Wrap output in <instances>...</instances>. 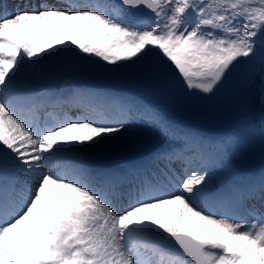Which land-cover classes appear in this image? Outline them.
Segmentation results:
<instances>
[{"label":"snow or ice","instance_id":"obj_1","mask_svg":"<svg viewBox=\"0 0 264 264\" xmlns=\"http://www.w3.org/2000/svg\"><path fill=\"white\" fill-rule=\"evenodd\" d=\"M65 54L115 67L155 54L205 96L258 62L246 83L264 138V0H0V264H264V171L208 183L254 132L211 142L92 90L18 86ZM144 126L173 142L148 163L93 175L79 155Z\"/></svg>","mask_w":264,"mask_h":264},{"label":"rangeland","instance_id":"obj_2","mask_svg":"<svg viewBox=\"0 0 264 264\" xmlns=\"http://www.w3.org/2000/svg\"><path fill=\"white\" fill-rule=\"evenodd\" d=\"M137 62L138 61H136L135 63ZM245 65H246V69L242 71L240 76V81L236 87H234L233 89H225V87L222 86L219 87L213 94L208 96L201 95L198 92L188 94L182 86L174 85V83H172L171 85L166 84V88H161L159 85H156L155 89L153 88L147 89L146 88L147 82L143 80L144 79L143 74H146V76L148 77L150 76V74L159 73L158 67L160 68V66L155 68L153 64L142 66L139 63L135 64L134 66H131L130 63H122L119 67L103 66L102 64H96L93 62L77 61L74 57H70L67 54L45 60L43 63L38 65L34 73L29 74L27 77H25V79L27 81L46 84L49 87L59 86L62 89L65 90L68 89L67 91H71V90L74 91L76 90L77 87V85L75 84L76 83L75 72L79 73L78 75H80L81 77H85L82 79L93 81V80H97L95 79L96 77H94L96 74H103V73L107 74L109 70L111 76H114L116 78L120 77V80H126V78L127 79L129 78L131 79L130 81H132L134 79L135 82L134 85L129 87L125 91L129 93L128 97L132 100H136L137 98H139L140 102L143 101L156 102L159 99L158 98L159 93L162 92L163 97H167V101L172 103V107L178 112V114H177V118L170 120L158 114L159 117L169 126H172L178 129L179 131L181 130L180 131L181 133H186L188 135L192 134L190 132L191 127L190 125H187L185 123L186 120H189L191 116L210 108L213 104L216 103H222V102L233 103L235 104V111L233 117L234 124L231 132L225 136L226 138H228L230 136H234L235 134L239 133L238 130H240V125L242 124L241 121L245 120V118L250 120L251 125L254 126L252 127V129H254L253 132L256 134H260L259 119H258L260 112L259 98L255 91L254 86L249 87L246 83L247 79L250 76L259 72L260 65L258 62L247 63ZM148 66H151L152 69L150 67L149 70ZM98 69L100 70V73H98L97 71ZM73 70L75 72H72ZM139 71H142L143 74H139ZM65 73L68 74V77L63 76ZM138 87H142V88L139 89ZM133 104L137 105V102H134ZM141 108L144 109L146 107L143 105ZM165 131H167V129H165ZM123 134H124V139L121 140L119 144H116V146H113V144L111 143L100 144V145L99 143H93L94 145L90 144V145L82 146L81 149L82 150L86 149L88 151H92L94 149L93 151L97 150L98 152H100V151H105L107 149L110 151L112 148L113 150H111L110 152L107 150L108 152L107 156L110 159H112V157L110 156H112L114 153L119 151L120 148L123 149L126 146H127L126 148H128L130 146V143L132 144L133 142L149 143L150 141H154L155 144L158 143L163 144L164 141L165 143H169L171 141L166 135H164V132H162L161 130L157 134L154 130L150 128L147 129V127L146 128L140 127L138 128V130H136V127H129L126 131H124ZM256 151H260L262 154H264V138H262L261 136H259L253 142H251L248 145V147L245 148L242 146L241 153H237V154L232 153L231 165H233L238 160H242L248 154ZM97 155L100 154L97 153L96 157ZM102 155H106V154L103 153ZM231 165L227 164L226 162L224 166H218L214 169H211L210 179L208 183L209 184L211 182H213L211 184L219 183L218 179L224 177V174L227 172V170L230 168Z\"/></svg>","mask_w":264,"mask_h":264},{"label":"water","instance_id":"obj_3","mask_svg":"<svg viewBox=\"0 0 264 264\" xmlns=\"http://www.w3.org/2000/svg\"><path fill=\"white\" fill-rule=\"evenodd\" d=\"M145 10L143 13H146ZM239 80V70L236 68L232 75L228 78L227 82L225 83L228 87H233ZM233 104H222V105H216L209 110L201 113L199 116H197L194 119V125L204 133L208 135H217L224 131H226L232 124L233 118ZM255 158H261V164L259 165V168H261L264 165V158H262L258 153L254 156L248 158L242 169L256 172L259 169H253L252 166H250V162H252Z\"/></svg>","mask_w":264,"mask_h":264},{"label":"bare ground","instance_id":"obj_4","mask_svg":"<svg viewBox=\"0 0 264 264\" xmlns=\"http://www.w3.org/2000/svg\"><path fill=\"white\" fill-rule=\"evenodd\" d=\"M35 75V74H34ZM68 90V89H67ZM137 100V99H136ZM134 103V102H133ZM143 106V105H142ZM140 128V127H139ZM148 129V128H147ZM140 130V129H139ZM160 131V130H159ZM181 131V130H180ZM124 132H121V133H113L110 137H108V138H106L105 140H103V141H101V142H99V145L100 144H113V146H116V144H119L120 142H121V140H123L124 139V134H123ZM137 133V132H136ZM131 135V134H130ZM136 135V134H135ZM140 137V136H139ZM166 137V136H165ZM137 138V137H136ZM135 138V139H136ZM226 138V137H225ZM139 139V138H138ZM171 142V141H170ZM93 144V143H92ZM94 145V144H93ZM112 146V147H113ZM118 146V145H117ZM126 146V145H125ZM124 146V147H125ZM92 147H94V146H92ZM88 148V147H87ZM97 148V147H96ZM100 148V147H99ZM103 148H104V146H103ZM119 148V147H118ZM86 150V149H85ZM94 150V149H93ZM92 150V151H93ZM108 150V149H107ZM107 150H105L106 152H107ZM111 150H113L112 148H111ZM110 150V151H111ZM97 151V150H96ZM109 151V150H108ZM109 151V152H110ZM118 152V151H117ZM97 154V153H96ZM113 154V153H112ZM115 154V153H114ZM107 155V154H106ZM111 157V156H110ZM111 162V161H110ZM113 162V161H112ZM215 175V174H214ZM215 177V176H214ZM213 177V178H214ZM215 180V179H214ZM216 182V181H215ZM211 183H213V182H211ZM210 183V184H211Z\"/></svg>","mask_w":264,"mask_h":264},{"label":"trees","instance_id":"obj_5","mask_svg":"<svg viewBox=\"0 0 264 264\" xmlns=\"http://www.w3.org/2000/svg\"><path fill=\"white\" fill-rule=\"evenodd\" d=\"M150 58H151V63H150L151 65L153 64V65L156 66V67L160 66V68L158 67V69H159V73H160V75H162L164 78L168 79V78L171 77V75H173V73H171V71L167 70V69L165 68V66L160 62V59H159L158 56H156L155 54H153V55L150 56ZM144 59H146V58H143L142 60H144ZM146 66H147V65H146ZM156 67H155V68H156ZM148 69H149V67H148ZM149 70H150V69H149Z\"/></svg>","mask_w":264,"mask_h":264}]
</instances>
